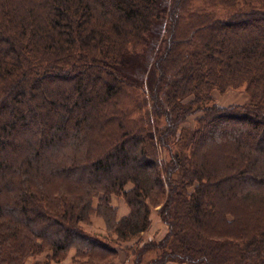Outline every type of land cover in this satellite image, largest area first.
I'll return each mask as SVG.
<instances>
[{
  "label": "trees",
  "instance_id": "trees-1",
  "mask_svg": "<svg viewBox=\"0 0 264 264\" xmlns=\"http://www.w3.org/2000/svg\"><path fill=\"white\" fill-rule=\"evenodd\" d=\"M157 208L135 264H264V0H0V264H109Z\"/></svg>",
  "mask_w": 264,
  "mask_h": 264
},
{
  "label": "rangeland",
  "instance_id": "rangeland-1",
  "mask_svg": "<svg viewBox=\"0 0 264 264\" xmlns=\"http://www.w3.org/2000/svg\"><path fill=\"white\" fill-rule=\"evenodd\" d=\"M217 14L222 16V10H217ZM165 19L161 17V19H157L154 22V25L146 37V46H142V48L138 51L129 53V56L123 62V70L128 76V82L139 86L142 89H150L155 81V73L153 71L152 66V54L154 50L157 48L159 41L162 37ZM214 101L221 106H230V105H245L248 104L250 99L245 90V88L241 89H230L225 93H215ZM113 206L116 207L117 217L121 218L127 214H129V207L127 206L125 200L122 198H113L112 202ZM158 210L154 209L152 213V226L142 235L140 241L133 240L129 243L122 245V250H120L117 258L112 260L109 264H135V260L137 259L136 254L143 251L144 246L147 243L152 242H160L166 236L168 228L162 222L161 218L158 216ZM86 230L97 232L102 235L108 236V228L105 220L101 217L94 215L92 217L91 225L85 226ZM110 235V233H109ZM134 246V247H133ZM130 247V248H129ZM161 251L158 249H153L145 252L143 255L142 264L148 263L153 258H156L160 255ZM76 254V250L72 249L69 251L65 260L60 263H52V264H75L74 257ZM33 261L30 260L27 264H32Z\"/></svg>",
  "mask_w": 264,
  "mask_h": 264
}]
</instances>
